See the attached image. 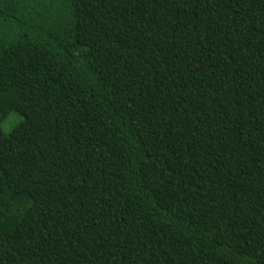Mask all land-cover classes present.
I'll return each mask as SVG.
<instances>
[{
  "label": "trees",
  "instance_id": "obj_1",
  "mask_svg": "<svg viewBox=\"0 0 264 264\" xmlns=\"http://www.w3.org/2000/svg\"><path fill=\"white\" fill-rule=\"evenodd\" d=\"M0 264H264V0H0Z\"/></svg>",
  "mask_w": 264,
  "mask_h": 264
},
{
  "label": "rangeland",
  "instance_id": "obj_2",
  "mask_svg": "<svg viewBox=\"0 0 264 264\" xmlns=\"http://www.w3.org/2000/svg\"><path fill=\"white\" fill-rule=\"evenodd\" d=\"M18 121L19 117L17 114L12 112L8 114L6 111H4L1 114L0 120V129L2 133H8Z\"/></svg>",
  "mask_w": 264,
  "mask_h": 264
}]
</instances>
